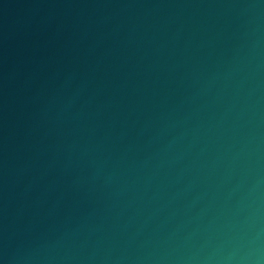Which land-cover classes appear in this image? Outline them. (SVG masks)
<instances>
[{
	"label": "water",
	"instance_id": "1",
	"mask_svg": "<svg viewBox=\"0 0 264 264\" xmlns=\"http://www.w3.org/2000/svg\"><path fill=\"white\" fill-rule=\"evenodd\" d=\"M0 264H264V0H0Z\"/></svg>",
	"mask_w": 264,
	"mask_h": 264
}]
</instances>
